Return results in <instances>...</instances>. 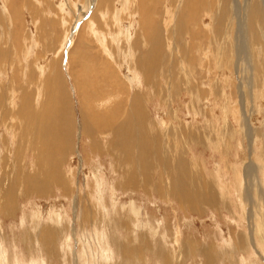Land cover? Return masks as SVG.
<instances>
[{"label": "rangeland", "instance_id": "374dc122", "mask_svg": "<svg viewBox=\"0 0 264 264\" xmlns=\"http://www.w3.org/2000/svg\"><path fill=\"white\" fill-rule=\"evenodd\" d=\"M189 1L172 0L171 5L170 0H0V24H2L0 26V38H2L0 40V53H2L0 54V93L2 97L1 105L6 110V115L2 119L0 118V125H2L0 126V208L6 210V213H3L0 209V249L2 248L0 254L2 251L3 256L0 255V264H14L15 261L17 262L15 264H64V261L62 262L60 258H64L63 255L68 254L71 247L74 249L73 252H76L78 256L80 255V258L77 260L72 253L73 258L70 256V262L69 256L65 255L68 260L65 264H83L86 262L85 260H87L85 264H97L101 252H106V254H100L102 264H166L169 261L167 262L165 259L169 258V253L172 250L175 251L170 256L173 258L172 260L175 259L178 253L182 254L179 259L180 263L177 264H264V239L256 236L254 230L255 225L260 226L264 221V186L259 187L258 190H251L250 187L253 184H249V179H247L246 172H244V169L251 166L257 183L264 182L262 178L264 175V18L262 19L259 16L258 9H256L260 4L264 5V0H238V6L235 0H225L224 6H221L223 0H198L202 6H200L199 12L193 15L191 13L195 8L193 2L190 1L189 3ZM254 2L257 4H254ZM251 3L254 5L257 14H251V11H249L251 9H248V6ZM181 6L184 7L183 11H180ZM150 7L153 8L150 9ZM3 11L8 18L4 21L1 20L4 14ZM62 19L64 23H62ZM255 19L256 22L253 21ZM77 22L79 24L75 28ZM172 23L174 25L173 29L178 31L180 37L179 47L183 43L187 47L188 53L190 52L189 49H194V56L188 55L187 61L183 60L182 64L183 67H187L186 76H189L191 83L194 85L192 87L195 89L190 92L182 89L180 92V88H175L174 94L166 98L162 95L163 80L161 76L166 70V65L169 64L164 63L165 66H161L162 62L160 60L164 57H162L164 55L163 48L166 49V52L169 49V43L165 41L163 44L164 40L162 41V39L165 30L170 28ZM221 23L223 24L221 25ZM150 28L152 32H157L159 40L151 44H147L148 41L136 44L134 37L137 36V38L144 41V37L149 33ZM127 29L131 31L128 32ZM94 31L95 34L98 33V36L92 34ZM216 40H218V43L215 44ZM151 45L154 48L153 52H158L159 57L155 55L152 58L153 66L146 70L147 74L151 76V78L149 77L151 80H149L144 77L141 68L140 73L143 77L140 73L133 71L132 61L139 55H145L148 58L147 52L150 50ZM160 46L162 47L160 48ZM65 49H68V51L66 52ZM110 52L111 56L109 57ZM178 59L180 60V58ZM176 65L177 63H174L173 66ZM53 68L56 71V76H58L57 74L61 76H58L61 78L57 82L59 84L56 86L53 83L46 82L45 87H42V84H40L42 77L45 76V72H48L46 75L50 80L53 77ZM181 72L183 74V71ZM173 73L178 79L184 77L181 76L179 70L177 72L174 68ZM80 78L82 79L80 80ZM137 78H141L140 81ZM142 78L149 80L151 83L149 88H152V93L143 92L142 101L140 102L146 109L147 117H151L142 128L140 141L137 140L138 137L132 134L134 132L130 129V123L128 125L127 122L128 127L122 131L124 136L122 139L124 140L117 138L115 139L116 144H109L108 134L112 130L108 129L103 134L97 133L98 124L93 121V118L99 117L97 112L99 107L117 106L120 109L132 107L133 92L142 91V88H140L143 83ZM133 79H136L137 83ZM53 85L55 86L53 87ZM80 85L81 87L78 88ZM117 87L121 88L117 89ZM242 88H245V91L242 92ZM47 91H51L50 95H57V103L45 100ZM79 91L82 92V95ZM25 93H27V106L29 109L31 108L29 111H34L38 107L59 106L62 109L68 104L67 113L63 114L53 125L55 126V138L61 139L63 136L65 144L70 146L67 156L57 161L61 178L63 181L68 182L69 188L66 194L53 190L45 196H33L28 197V199L26 197L21 201H17L14 199L20 197L22 190H24L20 184L14 186L13 198L7 196L8 192H4L5 188L9 187L6 184L14 178L13 169L11 168L12 164L15 163L14 161H22L25 171L34 172L32 169L34 161L32 152L19 153L21 157H15L16 150L11 138L16 139V136H14L17 130L16 124L20 120L15 116L17 115V109L23 107L22 96ZM120 93L126 95L121 96ZM156 94L160 95V98ZM241 94L243 95L244 104L240 97ZM102 97L107 99V103H104L105 106L101 105V100H99ZM95 98L98 100H95ZM155 98L157 101H155ZM92 101L97 102L92 103ZM115 101L119 104H115ZM84 106H87V110L84 109ZM192 107L202 110V113L195 114ZM94 108H97L96 111L93 110ZM255 109H257V112ZM112 113H117L115 115L118 120L115 122L114 119L117 118L111 117L109 123H112V126L122 125L124 127L125 116H118L120 110L116 109ZM173 113L176 115L177 121L180 122L181 129L188 130L189 128L197 131L200 128L201 131L205 130L209 134L210 144L208 146L204 142H200L198 145L197 135L193 138L190 146L182 148L184 153L182 160L190 162V172L196 174V177L199 175V182L201 186L203 185L202 196L205 193L207 194L204 195L206 198L203 196V200L208 198L212 200L210 205L199 203L192 214H190V210L185 211L180 204L171 199L165 200L163 197V201L160 200L153 195L154 192L150 193L144 190H137L138 192L136 190L127 191L117 186L120 180V170L112 157L120 156L123 160L120 167L123 170H128L131 166H126V162L131 159L127 156L131 157L134 154L133 162H135L136 171L140 173V167L136 162V154L140 152L142 146H146L154 139L160 140L163 137L159 134L162 132L164 124L170 122V115ZM22 119H24L22 120V127H25L28 131L31 127L29 123L31 117L29 118L28 114L22 112ZM241 119L242 123L238 121ZM4 122L6 123L5 126ZM113 122H115V125ZM243 126L251 132V134H248V132L246 134L251 140L245 138L242 133L237 134V132H241V129L243 132ZM159 127L160 130H157ZM37 128L36 125L35 135L38 133ZM48 128L49 126L45 128V131ZM151 129H153V133ZM229 129L232 130L229 132ZM219 131L225 132L227 137H222L221 134H218ZM84 132H89L91 136L87 137L86 134L85 137ZM124 133L127 134V138ZM38 136L41 137L39 134ZM220 139H223V143ZM93 144L102 150L108 147V153H94ZM131 149H133V153L128 151ZM35 153L40 154V151L36 150ZM158 153L157 150L154 154H148L145 169L148 171L149 177L157 176L160 173L161 176L164 174L160 161L156 160V157L160 156ZM160 153L162 154L161 151ZM126 159L129 160L126 161ZM239 168L243 170L241 171ZM142 172L146 173L143 167ZM150 173L152 174L150 175ZM95 177L97 181L99 180L98 186L94 185L96 182ZM235 184L242 185L234 186ZM215 185H217V188ZM158 192L164 193L165 188L163 191L159 188ZM148 196L151 198H148ZM238 199L242 201L239 202ZM197 200L199 201L198 198ZM95 205H98L100 212H104L106 219L95 215L94 219H91V221L90 219L86 220V222L81 214L85 213L86 207L90 209L89 207H96ZM130 205L132 209L129 208ZM234 206H237V208ZM259 212H261L263 218ZM6 214L7 218H5ZM257 217L259 218L257 219ZM53 218L55 219L54 222ZM95 219L96 221H94ZM107 221L109 224H107ZM121 221L123 222L122 225ZM59 223L67 228L66 233L59 235L60 238L57 236L59 229L55 226ZM91 224L95 226L92 228ZM88 225L90 228L87 229ZM98 226H104V228ZM45 228L47 233H41ZM106 229H109V231ZM104 231L108 232L105 233ZM131 233L133 234L131 235ZM100 234L106 235L108 240L101 235L105 240L98 241L101 237ZM96 236L98 239H96ZM139 237L146 238L149 241L148 250L144 249L148 252L144 255L140 253L142 249L138 247ZM34 240L35 242H33ZM80 244L82 246L81 250L86 253L80 249L78 250ZM103 244L105 245L103 246ZM100 245L102 248L96 247H100ZM106 246L109 247L106 248ZM251 246L252 248H248ZM93 248H96V250ZM232 250H235L238 255ZM95 251L96 253L97 251L101 252L94 254ZM250 251L253 252L250 253ZM240 253L242 254L240 255ZM253 253H256V255ZM95 255H97V258ZM110 255L111 260L108 258ZM82 256L86 259H81ZM103 257L107 262L103 261ZM209 259H212V261H209ZM82 260L84 261L82 262ZM89 260L90 262H88ZM181 260H183L182 263Z\"/></svg>", "mask_w": 264, "mask_h": 264}, {"label": "bare ground", "instance_id": "6f19581e", "mask_svg": "<svg viewBox=\"0 0 264 264\" xmlns=\"http://www.w3.org/2000/svg\"><path fill=\"white\" fill-rule=\"evenodd\" d=\"M150 1V0H149ZM171 1V5H172V0H170ZM185 1V0H184ZM188 1V0H187ZM191 2H193V6H194V8L195 9H193V11H192V13H191V15H193V14H195V13H198L199 12V9H200V6H202V4H201V2L200 1H198V0H190ZM190 1H189V3H190ZM225 0H223V2H222V4H221V6H224V2ZM261 1V0H260ZM200 2V3H199ZM235 2L237 3L236 5L238 6V0H235ZM241 3V2H240ZM246 3V2H245ZM256 2H254V4H255ZM169 4H170V2H169ZM186 4V3H185ZM206 4V3H205ZM247 4H248V1H247ZM247 4H246V7H247ZM257 4V3H256ZM38 5V4H37ZM173 6H175V5H173ZM183 6V5H182ZM181 6V9H180V11H183V8L184 7H182ZM212 6V5H211ZM220 6V7H221ZM231 6V5H230ZM240 6H241V4H240ZM61 7V6H60ZM232 7V6H231ZM59 8V7H58ZM63 8V7H62ZM153 7H150V9H152ZM188 8V7H187ZM211 8V7H210ZM226 8V7H225ZM228 8V7H227ZM233 8V7H232ZM236 8H238V7H236ZM256 8V7H255ZM61 9V8H60ZM149 9V10H150ZM248 9H251V10H249V11H251V14H257V11L254 9V5H252V3L248 6ZM256 9H258V13H259V16L263 19L264 18V5L262 6L261 4L256 8ZM178 10V9H177ZM216 10V9H215ZM240 10V9H239ZM246 10V9H245ZM62 12H63V9L61 10ZM84 11V10H83ZM148 11V10H147ZM179 11V10H178ZM187 11H189V10H187ZM219 11V10H218ZM243 11V10H242ZM247 11V10H246ZM9 12V11H8ZM149 12V11H148ZM201 12V11H200ZM2 13H4V11L2 12ZM64 13H65V10H64ZM214 14H215V12H213ZM5 14L6 13H4L3 14V17H5V18H1V20L2 21H4V20H7L8 18L5 16ZM216 15V14H215ZM214 15V16H215ZM250 15V14H249ZM248 15V16H249ZM104 16V15H103ZM236 16V15H235ZM239 16V15H238ZM182 17V16H181ZM191 17V16H190ZM223 17V16H222ZM240 17V16H239ZM251 17V16H250ZM195 18V17H194ZM210 18V17H209ZM257 18V17H256ZM64 19V18H63ZM62 19V20H63ZM191 19V18H190ZM81 20V19H80ZM180 20H181V18H180ZM183 20V19H182ZM198 20V19H197ZM240 20V19H239ZM260 20V19H259ZM78 21H79V19H78ZM194 21V20H193ZM253 21H257L256 19L255 20H253ZM191 22V21H190ZM198 22V21H197ZM222 22V21H221ZM240 22V21H239ZM245 22V21H244ZM243 22V23H244ZM62 23H64V20H63V22ZM73 23V22H72ZM180 23V22H179ZM247 23V22H246ZM251 23H252V20H251ZM193 24H194V22H193ZM215 24V23H214ZM223 23H221V25H222ZM259 24V23H258ZM151 25V24H150ZM220 25V24H219ZM218 25V26H219ZM240 25V24H239ZM0 26H2V24H0ZM90 26V25H89ZM174 25H173V23L171 24V27L170 28H168V29H166L165 30V33L163 34V39H162V41H163V44L165 43V41L167 42V43H169V49H168V52H166V49L165 48H163V54L164 55H162V57H163V59L162 60H160V62H162V64H161V66H165V64L164 63H168L169 65H170V67H169V65H166V70H165V72L162 74V76H161V79L163 80V88L161 87V90H162V95H164V97H166V98H168L169 96H171V94H174V92H175V88H180V92L182 91V89H184V90H186V91H188L189 90V92L190 91H192V90H194L195 88L194 87H192V86H194L193 85V83H191V81H190V78H189V76L187 77L186 76V68L187 67H183V64H182V61L184 60V61H187V59H188V55H193V50L194 49H189V53H188V50H187V47L185 46V45H183V43H182V46H180L179 47V44H180V37H179V35H178V31H175L173 28ZM217 26V25H216ZM242 26V25H241ZM246 26V25H245ZM248 26H249V24H248ZM261 26V25H260ZM75 27V26H74ZM92 27V26H91ZM151 27V26H150ZM167 27H168V24H167ZM190 27V26H189ZM220 27V26H219ZM222 27V26H221ZM154 28V27H153ZM156 28V27H155ZM177 28V27H176ZM227 29V28H226ZM248 29V28H247ZM160 30V29H159ZM245 30V29H244ZM1 31V30H0ZM127 31L129 32V31H131L130 29H127ZM127 31H126V33H127ZM149 31V30H148ZM161 31V30H160ZM179 31H180V29H179ZM217 31V30H216ZM4 32H5V30H4ZM91 32V31H90ZM68 33V32H67ZM157 33V32H156ZM156 33H154V32H152L151 31V28H150V31H149V33L146 35V37H144V41L143 40H141V38H137V36L136 37H134V42L136 43V44H138L139 42H142V43H145L146 41H148L147 42V44H151L152 42H154V41H156V40H159V36H158V34H156ZM213 33H214V31H213ZM246 33V32H245ZM65 34V33H64ZM91 34V33H90ZM92 34L93 35H95V36H98L97 34V32H96V34H95V31L94 32H92ZM144 34H146V33H144ZM252 34V33H251ZM92 35V36H93ZM125 35V34H124ZM227 35V34H226ZM2 37V36H1ZM125 37V36H124ZM126 37H127V34H126ZM262 37V36H261ZM64 38H66V36H64ZM72 38V37H71ZM98 38V37H97ZM121 38V37H120ZM253 38V37H252ZM256 38V37H255ZM2 38H0V40H1ZM127 39V38H126ZM261 39V38H260ZM98 40H99V38H98ZM194 40V39H193ZM198 40H199V38H198ZM253 40V39H252ZM127 41V40H126ZM200 41H202V40H200ZM227 41V40H226ZM63 42V41H62ZM103 42V41H102ZM117 42V41H116ZM212 42H213V40H212ZM254 42V41H253ZM72 43V42H71ZM216 43H218V40H216V42H215V44ZM256 43V42H255ZM134 44V43H133ZM100 45V44H99ZM102 45V44H101ZM161 45V44H160ZM83 46H85V45H83ZM103 46V45H102ZM101 46V47H102ZM116 46V45H115ZM132 46V45H131ZM164 46H166V45H164ZM177 46H178V48H177ZM100 47V46H99ZM128 47V46H127ZM162 46H160V48H161ZM62 48V47H61ZM84 48V47H83ZM134 48V47H133ZM146 48V47H145ZM63 49V48H62ZM153 47H152V45H151V47H150V50L147 52V56H148V58L145 56V55H139L134 61H132V68H133V71L134 72H136V73H140V68H141V71L143 72V75H144V77L146 78V79H149V77L151 78V76L149 75V74H147V71L146 70H149L150 69V67L151 66H153V61H152V58L156 55V56H158L159 57V55H158V52H153ZM105 50H107L106 48H105ZM133 50V49H132ZM63 51V50H62ZM65 51L67 52L68 51V49L66 50L65 49ZM92 51V50H91ZM103 51H104V49H103ZM160 51V50H159ZM222 51V50H221ZM82 52V51H81ZM144 52V51H143ZM195 52V51H194ZM75 53V52H74ZM129 53V52H128ZM259 53V52H258ZM0 54H2V53H0ZM87 54V53H86ZM133 54V53H132ZM180 55V56H179ZM67 56V55H66ZM72 56H73V54H72ZM111 56V52H110V55H109V57ZM194 56V55H193ZM84 57V56H83ZM4 58V57H3ZM70 58H71V56H70ZM86 58V57H85ZM89 58V57H88ZM121 58V57H120ZM142 58H144V59H142ZM178 58H180V60L178 59ZM10 59V58H9ZM8 59V60H9ZM61 59V58H60ZM76 59V58H75ZM84 59V58H83ZM112 60H113V58H111ZM125 59V58H124ZM220 59V58H219ZM3 60V59H2ZM17 60V59H16ZM78 60V59H77ZM4 61V60H3ZM7 61V60H6ZM5 61V62H6ZM72 61H74V60H72ZM240 61V60H239ZM10 62V61H9ZM126 63V62H125ZM174 63H177V65L176 66H173L174 65ZM10 64V63H9ZM72 64H76V63H72ZM81 64V63H80ZM84 64H85V62H84ZM99 64V63H98ZM79 65V64H78ZM101 65V64H100ZM80 66H82V65H80ZM83 66H85V65H83ZM160 66V65H159ZM67 67V66H66ZM4 68V67H3ZM55 68V67H54ZM53 68V77L49 80L48 79V77H47V73L48 72H45V76H43L42 77V80H41V83L40 84H42V87H45V84H46V82L47 83H49V84H51V83H53V84H55L56 86H57V84H59V83H57L58 82V80H61V78H59L58 76H60L59 74H57L58 76H56V71H54L55 69ZM68 68V67H67ZM67 68H66V70H67ZM107 68V67H106ZM173 68L175 69V71H177L178 72V70L180 71V73H181V76H184V77H180L179 79L174 75V73H173ZM71 69H73V68H71ZM184 69V70H183ZM82 70V69H81ZM68 71H69V69H68ZM156 71V70H155ZM181 71H183V74H182V72ZM74 72V71H73ZM76 72H78V73H80V71H77L76 70ZM130 72V71H129ZM71 73V72H70ZM89 73H90V71H89ZM131 73V72H130ZM74 74V73H73ZM141 74V73H140ZM80 75H83V74H80ZM86 75V74H85ZM110 75V74H109ZM143 75L141 74V77H143ZM152 75H154V74H152ZM159 75V74H158ZM180 75V74H179ZM244 75V74H243ZM39 76V75H38ZM73 76V75H72ZM77 76V75H76ZM102 76V75H101ZM61 77V76H60ZM104 77V76H103ZM154 77V76H153ZM239 77V76H238ZM57 78H59V79H57ZM73 78V77H72ZM79 78V77H78ZM89 78V77H88ZM114 78V77H113ZM157 78V77H156ZM244 78V77H243ZM82 78H80V80H81ZM141 79V78H140ZM140 79H138L137 78V80L138 81H140ZM250 79V78H249ZM248 79V80H249ZM73 80H74V78H73ZM79 80V79H78ZM117 80V79H116ZM134 80V82H136L135 80L136 79H133ZM149 80H151V79H149ZM149 80L147 81V80H145L144 78H142V81H143V83L141 84V87L140 88H142V91H140V92H133L134 93V95L132 96V98H131V102H132V107H126V108H117V106L116 107H106L105 105H104V103L106 104L107 102V99L105 98H99V100H101L100 102L102 103L101 105H104L105 107H99L98 108V114H99V117L101 118V119H98L97 117H94L93 118V121H95V123H97L98 124V132L97 133H99V134H103V132L105 131V132H107V130L108 129H111V130H109V131H111V133H109L108 134V137H109V140H108V143L109 144H116V142H115V139H117V138H124V136H123V130L124 129H126L127 127H128V125H129V123H130V129L134 132V133H132L134 136H136V137H138L137 138V140H139V139H141V136H142V128H143V126H145V124H147L148 123V119L149 118H151L150 116H149V118L147 117V114H146V112H145V107H143L142 105H141V101H142V97H143V92H149V94H151L152 92H151V90H152V88H149V85L151 84L150 82H149ZM111 81H112V79H111ZM131 81V80H130ZM157 81V80H156ZM161 82V81H160ZM183 82V83H182ZM245 82H246V80H245ZM63 83V82H62ZM106 83H107V81H106ZM137 83V82H136ZM248 83V82H247ZM48 84V85H49ZM75 84V83H74ZM159 84V83H158ZM243 84V83H242ZM55 85H53V87L55 86ZM64 85V84H63ZM62 85V86H63ZM76 85V84H75ZM87 85H89V84H87ZM106 85V84H105ZM105 85H104V87H105ZM116 85V84H115ZM156 85V84H155ZM159 85H161V84H159ZM159 85H156V86H158V87H160ZM241 85V84H240ZM247 85V84H246ZM77 86V85H76ZM75 86V87H76ZM135 86V85H134ZM74 87V86H73ZM74 87V88H75ZM81 87V85L78 87V88H80ZM103 87V88H104ZM108 87H109V85H108ZM114 87V86H113ZM116 87V86H115ZM123 87V86H122ZM242 87H244V86H242ZM111 88V87H110ZM119 88H121V87H119ZM118 87H117V89H119ZM125 88V87H124ZM155 88V87H154ZM47 89V88H46ZM49 89V88H48ZM86 89V88H85ZM139 89V88H138ZM245 89V88H244ZM243 88L241 89V91L243 92V90H244ZM56 90V89H55ZM63 90V89H62ZM82 90V89H81ZM115 90H116V88H115ZM133 90V89H132ZM254 90V89H253ZM54 91V90H53ZM52 91V92H53ZM83 91V90H82ZM88 91V90H87ZM120 91H122V90H120ZM119 91V92H120ZM245 91V90H244ZM15 92V91H14ZM55 92V91H54ZM53 92V93H54ZM81 91H79V93H80ZM88 92H90V91H88ZM115 92V91H114ZM50 93H51V91H47V96H46V98H45V100H47L48 102H52V101H55L56 102V97H57V95H55V94H51L50 95ZM77 93H78V91H77ZM84 93H85V90H84ZM132 93V94H133ZM158 93V92H157ZM262 93V92H261ZM88 94V93H87ZM96 94V93H95ZM116 94V93H115ZM124 93H120V95L122 96ZM244 94V93H243ZM253 94V93H252ZM5 95V94H4ZM58 95H60V94H58ZM81 95H82V92H81ZM84 95V94H83ZM93 95V94H92ZM124 95H126V94H124ZM147 95V94H146ZM157 96H158V94H156ZM94 96V95H93ZM149 96V95H148ZM160 96V95H159ZM158 96V97H159ZM245 96V95H244ZM258 96V95H257ZM62 97V96H61ZM80 97V96H79ZM82 97V96H81ZM80 97V98H81ZM84 97V96H83ZM127 97V96H126ZM147 97V96H146ZM163 97V96H162ZM225 97V96H224ZM241 100H242V103L244 104V101H243V99H242V97H243V95L241 94ZM21 98V97H20ZM22 98H23V101H22V106L23 107H17L18 109H17V115L15 116V117H18V119L20 120V122L18 123V124H16L17 125V127L16 126H14V127H16L17 128V130L15 131V134H14V136H16L15 138L16 139H14L13 137H11L12 138V143H13V145H14V148H15V150H16V152H15V157H21L20 156V154L19 153H22V154H26V152H28V153H31V154H33L32 156H33V158H34V161H33V173H31V172H29V171H25L24 170V163L22 162V161H20V160H16V161H14L15 163H14V165L12 164V169H13V174H14V178H12L11 179V181H10V183H8V184H6L7 186H9V187H7V188H5V191L4 192H8L7 193V196L8 197H10V198H13V196H14V192H13V190H14V186L16 185V184H20L21 186H22V188H24V190H22V192H21V194H20V197H16L14 200H17V201H21V200H23L24 198H26V199H28V197H33V196H38V197H41V196H45V195H47V193H49L50 191H53V190H58L59 192H61L62 194L63 193H65L66 194V192L68 191V182H65V181H63V179L61 178V175L59 174V168H58V162L57 161H59V160H62V159H64V156H67V153H68V151L70 150V146L69 145H67V144H65V142H64V137L62 136L61 137V139H59V138H55L56 137V134H55V126H53V125H55L54 123H55V121H57V120H59V118L60 117H62V115L63 114H65V113H67V109H69V107L67 108V105L65 106V107H63L62 109H61V107H57V106H55V107H38V108H36V110H34V111H29V110H31V108L29 109V107L27 106L28 105V103H27V93H25L23 96H22ZM86 98H87V96H86ZM88 98H89V95H88ZM121 98V97H120ZM148 98V97H147ZM146 98V99H147ZM160 98V97H159ZM159 98H157L158 100H159ZM252 98V97H251ZM1 99H2V97H1V93H0V118L2 119V117H4L5 115H6V110H5V107H2V105H1ZM92 99V98H91ZM97 98H95V100H96ZM110 99V98H109ZM119 99V98H118ZM252 99H254V98H252ZM4 100V99H3ZM38 100V99H37ZM62 100H64V99H62ZM98 100V99H97ZM119 100H121L122 101V99H119ZM118 100V101H119ZM154 100V99H153ZM228 100V99H227ZM256 100V99H255ZM85 101V100H84ZM126 101V100H125ZM128 101V100H127ZM155 101H157L156 100V98H155ZM154 101V102H155ZM254 101V100H253ZM257 101H258V98H257ZM87 102V101H86ZM93 102H97V101H92V103ZM99 102V101H98ZM150 102V101H149ZM165 102H166V100H165ZM3 103V102H2ZM31 103V102H30ZM57 103V102H56ZM88 103V102H87ZM115 104L117 103V101H115L114 102ZM126 103V102H125ZM151 103H152V100H151ZM171 103V102H170ZM241 103V104H242ZM255 104H256V102H254ZM117 104H119V103H117ZM146 104H148V103H146ZM226 104V103H225ZM228 104V103H227ZM50 105V104H49ZM59 105V104H58ZM82 105V104H81ZM92 105V104H91ZM110 105V104H109ZM113 105V104H112ZM149 105V104H148ZM43 106H46V105H43ZM114 106V105H113ZM151 106V105H150ZM85 107V106H84ZM83 107V108H84ZM87 107V106H86ZM84 108L85 110H87V108ZM92 107V106H91ZM119 107H122V106H119ZM82 108V109H83ZM148 108H149V106H148ZM257 108V107H256ZM97 109V108H96ZM96 109L94 108L93 110H95L96 111ZM116 109H119L120 110V113L118 114V116L120 117V116H125L124 117V120H125V125H124V127L122 126V125H115V122H116V120H118V118H117V113H112L113 111L115 112V110ZM192 109H193V111H194V113L195 114H198V112H201L198 108H196V107H192ZM8 110V109H7ZM89 110V109H88ZM168 110H169V108H168ZM242 110H244L243 108H242ZM256 110V112H257V109H255ZM8 111H10V110H8ZM81 111V110H80ZM92 111V110H91ZM95 111H93V112H95ZM22 112H24L25 114H28L29 115V118L31 117V121L29 122L30 123V125H31V127H30V129L27 131V129L25 128V127H22V120H24V119H22ZM117 112V111H116ZM169 112H171V110H169ZM202 113V112H201ZM260 113V112H259ZM9 114V113H8ZM11 114V113H10ZM83 114V113H82ZM95 114V113H94ZM97 114V113H96ZM15 115V114H14ZM84 115V114H83ZM82 115V116H83ZM90 115H91V113H90ZM150 115V114H149ZM211 115V114H210ZM152 116V115H151ZM171 116V120H170V122L168 121V123H165L164 124V126H163V129H162V132L159 134L160 136H163L160 140H158V139H154L152 142H150V143H148V144H146V146H142L140 149V152H138L137 151V149H136V151L138 152V154H136L137 155V158H136V162H137V165L140 167V173H138L137 171H136V167H135V162H133V159H134V154L131 156V157H129V156H127L129 159H131L130 161H127V160H129V159H126V166H131V168L130 169H128V170H123V168H121L120 167V163L123 161L122 160V158L120 157V156H115V157H112V159L114 160V161H116V165H117V168L120 170V180H119V183L117 184V186H118V188L119 187H121V188H123V190H127V191H137V190H144V191H146V192H150V193H153V195L154 196H156L157 198H159L160 200H162L163 199V197L165 198V200L166 199H171L172 201H174V202H176L177 204H180L181 205V207L185 210V211H189L190 210V214H192V211L194 210H196L197 209V207H198V204L200 203H205L206 205H210L211 203H212V200H211V198H208V199H206V200H203V196L205 195H207L206 193L202 196V192H201V190H202V186H201V184H200V179H199V175L196 177V174L194 175L192 172H190V162H186L185 160H182L183 159V157H184V153L182 152V148L183 147H186V146H190L191 145V143H192V141H193V138H195L197 135H198V141H197V144L199 145L200 144V142H204V144L205 145H209L210 144V140H209V137H208V132H206L205 130L204 131H201L200 130V128L196 131H194V130H192V129H189L188 128V130L187 129H181V125H180V122H178L177 121V117H176V115L173 113V114H171L170 115ZM242 116V115H241ZM7 117H8V115H7ZM111 117H116L117 119H114V121L115 122H113V124L115 125V126H112V123L110 124L109 123V120L111 119ZM6 118V117H5ZM14 118V117H13ZM245 118V117H244ZM120 119V118H119ZM240 119V118H239ZM112 120H113V118H112ZM14 121V120H13ZM29 121V120H28ZM91 121V120H90ZM101 121V122H100ZM225 121V120H224ZM229 121V120H228ZM239 122H243L242 121V119L241 120H238ZM237 121V122H238ZM16 122V121H15ZM25 122V121H24ZM68 122V121H67ZM67 122H66V124H67ZM100 122V123H99ZM127 122H128V125H127ZM153 122V121H152ZM193 122V121H192ZM218 122V121H217ZM88 123V122H87ZM94 123V124H95ZM117 123H118V121H117ZM154 123V122H153ZM224 123V122H223ZM5 122H4V126H5ZM93 124V123H92ZM97 124H95L96 126H97ZM109 124H110V126H109ZM119 124V123H118ZM121 124V123H120ZM157 124V123H156ZM155 124V125H156ZM36 125H37V129H38V133L35 135V130H36ZM154 125V124H153ZM152 125V126H153ZM228 125V124H227ZM226 125V126H227ZM239 125V124H238ZM248 125V124H247ZM0 126H2V125H0ZM27 126V125H26ZM49 126V128L45 131V128H47ZM94 126V125H93ZM147 126V125H146ZM159 126V125H158ZM197 126V125H196ZM68 127V126H67ZM156 127H157V125H156ZM156 127H154V129H156ZM161 127V126H160ZM160 127L159 128H157V130H160ZM201 127V126H200ZM83 128V127H82ZM90 128V127H89ZM96 128V127H95ZM205 128V127H204ZM208 128V127H207ZM233 128V127H232ZM235 128H237V127H235ZM88 129V128H87ZM193 129H195V128H193ZM234 129V128H233ZM240 129V128H239ZM248 129V128H247ZM247 129H245L244 128V126H243V132H242V129L240 130L241 132H237V134L238 133H242L243 134V136L245 137V138H249V137H247L246 136V134H247V132H248V134H251V132L250 131H247ZM250 129H252V128H250ZM152 130V133H153V129H151ZM206 130H208V129H206ZM232 129H229L228 131L230 132ZM82 131V130H81ZM145 131V130H144ZM210 131V130H209ZM212 131V130H211ZM7 132V131H6ZM59 132V131H58ZM147 132H148V130H147ZM227 132V131H226ZM253 132V131H252ZM127 133V132H126ZM158 133V132H157ZM213 133V132H212ZM38 134L39 135H41V137H39L38 136ZM47 134V135H46ZM86 134L88 135L87 137H90L91 136V134L89 133V132H84V136L86 137ZM98 134V135H99ZM125 134V133H124ZM143 134H145V133H143ZM218 134H221V136L222 137H224V136H226L227 134H225V132H221V131H219L218 132ZM234 134V133H233ZM254 134H255V132H254ZM253 134V135H254ZM10 135V134H9ZM12 135V134H11ZM65 135V134H64ZM126 135V138H127V134H125ZM235 135V134H234ZM252 135V136H253ZM1 136V135H0ZM152 136V135H151ZM151 136H149V137H151ZM154 136V135H153ZM232 136V135H231ZM155 137V136H154ZM227 137V136H226ZM235 137V136H234ZM97 138V137H96ZM129 138H130V136H129ZM134 138V137H133ZM145 138H147V137H145ZM212 138V137H211ZM240 138V137H239ZM244 138V139H245ZM255 138V137H254ZM132 139V138H131ZM135 139V138H134ZM150 139V138H149ZM214 139V138H213ZM235 139V138H234ZM233 139V140H234ZM250 140H251V138H249ZM3 140V139H2ZM67 140V139H66ZM97 140V139H96ZM122 140H124V139H122ZM129 140V139H128ZM136 140V139H135ZM144 140V139H143ZM142 140V141H143ZM148 140V139H147ZM203 140V141H202ZM212 140V139H211ZM221 140V143H223V139H220ZM232 140V139H231ZM254 140V139H253ZM11 141V140H10ZM140 141V140H139ZM146 141V140H145ZM10 143V142H9ZM107 143V144H108ZM119 143V142H118ZM130 143V142H129ZM134 143V142H133ZM141 143V142H140ZM6 144V143H5ZM70 144V143H69ZM123 144V143H122ZM127 144H128V142H127ZM131 144V143H130ZM144 144V145H145ZM240 144H242V143H240ZM245 144V143H244ZM246 144H247V142H246ZM9 145V144H8ZM90 145H91V143H90ZM120 145V144H119ZM118 145V146H119ZM138 145V144H137ZM143 145V144H142ZM122 146V145H121ZM132 146V145H131ZM239 146H241V145H239ZM247 146V145H246ZM249 146H251V145H249ZM92 147H93V150H94V153H102V152H104V154H106V153H108V151H109V149H108V147H106L105 148V150H102V149H100V148H98L97 146H95V144H93L92 145ZM124 147V146H123ZM253 147V146H252ZM110 148V147H109ZM125 148V147H124ZM126 149V148H125ZM134 149V150H135ZM36 150H38V151H40V154H36L35 153V151ZM120 150V149H119ZM124 150V149H123ZM158 150V154H160V156H158V157H156V160L158 161H160V164H161V168L163 169V172H164V174L161 176V173L160 174H158L157 176H151V177H149V175H148V171L145 169V164H146V161H147V159H148V157H149V155L148 154H151V153H155L156 151ZM248 150H249V148H248ZM252 150V149H251ZM114 151V150H113ZM130 153H133V149H131V150H128ZM160 151L162 152V154L160 153ZM127 152V151H126ZM223 152H225V151H223ZM93 153V152H92ZM120 153V152H119ZM226 153V152H225ZM118 154V153H117ZM116 154V155H117ZM250 154V153H249ZM19 155V156H18ZM114 155V154H113ZM122 155V154H121ZM128 155V154H127ZM109 156V155H108ZM228 156V155H227ZM124 157V156H123ZM253 157V156H252ZM252 157H251V159H252ZM32 158V159H33ZM125 158V157H124ZM111 160V159H110ZM153 160V159H152ZM155 160V159H154ZM153 160V161H154ZM113 161V162H114ZM158 161V162H159ZM148 162V161H147ZM256 162V161H255ZM58 163V164H57ZM61 163V162H60ZM115 163V162H114ZM113 163V164H114ZM152 163V162H151ZM155 163V162H154ZM153 164V163H152ZM151 164V165H152ZM158 164V163H157ZM252 164H254V163H252ZM251 164V165H252ZM5 165V164H4ZM10 165V164H9ZM122 165V164H121ZM244 165V164H243ZM123 166V165H122ZM137 166V167H138ZM240 166V165H239ZM253 166V165H252ZM257 166V165H256ZM7 167V166H6ZM30 167V166H29ZM142 167H143V169H144V171L146 172V173H144V172H142ZM262 167H263V165H262ZM31 168V167H30ZM113 168V167H112ZM264 168V167H263ZM263 168H262V170H263ZM127 169V168H126ZM135 169V170H134ZM241 168H239V170H240ZM252 167L250 166V168L248 167V168H246V169H244L245 171L244 172H246V175H247V179H249V184L251 183V184H253V185H255V186H251L250 187V189L251 190H255V189H257L258 190V188L259 187H261V186H264L263 185V183L264 182H259V183H257V181H256V179H255V177L253 176V172L254 171H252ZM255 169H257L256 167H255ZM9 170V169H8ZM11 170V169H10ZM159 170V169H158ZM243 169H241V171H242ZM258 170V169H257ZM155 171V170H154ZM200 171V170H199ZM240 171V172H241ZM29 172V173H28ZM150 172H152V171H150ZM197 172H198V170H197ZM196 172V173H197ZM216 172V171H215ZM138 173V174H137ZM154 173V172H153ZM117 174V173H116ZM115 174V175H116ZM152 173H150V175H151ZM237 174H239V173H237ZM241 174H242V172H241ZM118 175V174H117ZM217 175V174H216ZM263 175V174H262ZM12 176V175H11ZM101 176V175H100ZM161 176V177H160ZM201 176V175H200ZM219 177V176H218ZM217 177V178H218ZM241 177H243V176H241ZM246 177V176H245ZM100 178V177H99ZM244 178V177H243ZM262 178H263V180H264V175L262 176ZM204 179V178H203ZM219 179V178H218ZM236 179V178H235ZM242 179V178H241ZM95 180H96V182H95V186L99 183L98 181H97V179H96V177H95ZM101 181V180H100ZM205 181V180H204ZM3 182L5 183L6 181H4V177H3ZM217 182V181H216ZM236 182H238L237 181V179H236ZM241 182V181H240ZM247 182V181H246ZM100 183H102V182H100ZM202 183V182H201ZM206 183V182H205ZM1 184V183H0ZM114 184V183H113ZM218 184V183H217ZM234 184V183H233ZM244 184V183H243ZM5 185V184H4ZM240 185V184H239ZM239 185H234V186H239ZM242 185V184H241ZM240 185V186H241ZM98 186V185H97ZM99 186H100V184H99ZM206 186V185H205ZM209 186H210V184H209ZM216 186V188H217V185H215ZM243 187V186H242ZM1 188V187H0ZM101 188V187H100ZM159 188H161L162 189V191L164 190V188H165V192L164 193H162V192H158L159 191ZM219 188V187H218ZM241 188V187H240ZM263 189H264V187H263ZM94 190V189H93ZM219 190H220V188H219ZM237 190H239V189H237ZM243 190V189H242ZM95 191V190H94ZM94 191H93V193H94ZM111 191H112V189H111ZM205 191V190H204ZM218 191V190H217ZM4 192H3V195H4ZM96 193H97V191H95ZM138 192V191H137ZM233 192V191H232ZM241 192H243V191H241ZM252 192H256V191H252ZM51 193V192H50ZM219 193V192H218ZM239 193V192H238ZM101 194V193H100ZM99 194V195H100ZM242 194V193H241ZM240 194V195H241ZM247 194V193H246ZM248 194H250V193H248ZM2 195V196H3ZM148 195V194H147ZM209 195V194H208ZM239 195V196H240ZM1 196V197H2ZM204 196V197H205ZM251 196V195H250ZM99 197V196H98ZM98 197H97V200H98ZM167 197V198H166ZM214 197V196H213ZM238 197V196H237ZM237 197H235V198H237ZM243 197V196H242ZM241 197V198H242ZM248 197V196H247ZM95 198V197H94ZM100 198V197H99ZM148 198H151V197H149L148 196ZM173 198H175V199H173ZM197 198L199 199V201L197 200ZM206 198V197H205ZM204 198V199H205ZM5 199V198H4ZM252 199V198H251ZM250 199V200H251ZM96 199H95V201H97ZM163 201V200H162ZM238 201H239V199H238ZM237 201V202H238ZM242 201V200H241ZM241 201H239V202H241ZM245 201V200H244ZM261 201V200H260ZM12 202V201H11ZM98 202V201H97ZM112 202V201H111ZM246 202V201H245ZM253 202V201H252ZM96 203V202H95ZM101 203V202H100ZM197 203V204H196ZM99 204V203H98ZM128 204V203H127ZM238 204V203H237ZM100 205V204H99ZM101 205H103L102 203H101ZM100 205V206H101ZM114 205V204H113ZM234 205H235V203H234ZM240 205V204H239ZM96 207H89L90 209H88V207H86L87 209L85 210V213L84 214H81L83 217H84V219H85V221L86 220H89L90 219V221H91V219H94L93 217L95 216V215H99L101 218H103V219H106V217H105V214H103L104 212H100L99 211V208L97 207L98 205H95ZM254 206V205H253ZM111 207V206H110ZM131 207V205L129 206V208ZM235 207V206H234ZM239 207V206H238ZM241 207H243L242 205H241ZM78 208H80V206H78ZM235 208H237V206L235 207ZM244 208V207H243ZM253 208V207H252ZM1 209V208H0ZM95 209V210H94ZM107 209V208H106ZM130 209H132V208H130ZM137 209H139L138 207H137ZM202 209V208H201ZM200 209V210H201ZM253 210V209H252ZM256 210V209H255ZM80 211V210H79ZM106 211V210H105ZM123 211H124V209H123ZM132 211V210H131ZM137 211H139V210H137ZM193 211V212H194ZM236 211V210H235ZM243 211V210H242ZM254 211V210H253ZM262 211V210H261ZM1 212H3V213H6V210L4 209V208H2L1 209ZM107 212H109V211H107ZM107 212H105V213H107ZM199 212V211H198ZM249 212H250V210H249ZM254 212H256V211H254ZM130 213H132V212H130ZM136 213V212H135ZM138 213V212H137ZM141 213V212H140ZM188 213V212H187ZM244 213V212H243ZM243 213H242V215H243ZM109 214V213H108ZM107 214V215H108ZM124 214H126L127 215V213L126 212H124ZM189 214V215H190ZM194 214V213H193ZM201 214V213H200ZM245 214V213H244ZM259 214H261V212H259ZM258 214V215H259ZM116 215H117V217H118V214L116 213ZM251 215V214H250ZM257 215V214H256ZM54 216V215H53ZM78 216V215H77ZM125 216V215H124ZM135 217L137 216V214L136 215H134ZM141 216V215H140ZM260 216V215H259ZM264 216V215H263ZM59 217V216H58ZM76 217V216H75ZM89 217V218H88ZM90 217H92V218H90ZM114 217H115V215H114ZM253 217V216H252ZM256 217V216H255ZM261 217H262V214H261ZM5 218H7V214H6V216H5ZM99 218V217H98ZM254 218V217H253ZM252 218V219H253ZM259 217H257V219H258ZM263 218V217H262ZM262 218H260V219H262ZM57 219V218H56ZM125 219V218H124ZM264 219V218H263ZM40 220V219H39ZM129 220L132 222V220L130 219V217H129ZM248 220V219H247ZM55 221V219L53 218V222ZM80 221V220H79ZM94 221H96V219L94 220ZM97 221H98V219H97ZM101 221V220H100ZM99 221V222H100ZM257 221H259V220H257ZM261 221V220H260ZM60 222V221H59ZM87 222V221H86ZM106 222V221H105ZM262 222V221H261ZM56 223H58V222H56ZM55 223V224H56ZM88 223H90V222H88ZM92 223V222H91ZM94 223V222H93ZM92 223V224H93ZM122 221H121V225H122ZM127 223V222H126ZM264 221L261 223V225L259 226V225H255V232H256V236H258V237H260V238H263L264 239ZM82 224V223H81ZM91 224V225H92ZM99 224V223H98ZM98 224H96V225H98ZM107 224H109L108 223V221H107ZM106 224V225H107ZM113 224V223H112ZM116 224V223H115ZM135 224V223H134ZM133 224V225H134ZM250 224V223H249ZM252 224H253V222H252ZM262 224H263V226H262ZM32 225V224H31ZM60 225V226H59ZM59 225H55L59 230L57 231V233H58V238H60V234H64V233H66V226L65 225H61L60 223H59ZM90 225V226H91ZM100 225V224H99ZM105 225V226H106ZM125 225V224H124ZM138 225V224H137ZM93 226H95V225H92L91 227L93 228ZM126 226H127V224H126ZM99 228H101V227H103L104 228V226H98ZM144 227V226H143ZM88 228H90L89 227V225L87 226V229ZM106 228V227H105ZM107 228H109V227H107ZM136 228H137V226H136ZM247 228V227H246ZM250 228V227H249ZM64 229V230H63ZM139 229H140V227H139ZM49 230V229H48ZM96 230V229H95ZM106 230H108L109 231V229H106ZM253 230V231H254ZM108 231H104L105 233H107ZM136 231H138V230H136ZM89 232V231H88ZM93 232V231H92ZM99 232H101V230H99ZM263 232V233H262ZM41 233H47V231H46V228H45V230L43 229V231H41ZM249 233V232H248ZM88 234V233H87ZM104 234V233H103ZM103 234H100L99 236H103ZM133 233H131V235H132ZM255 234V233H254ZM46 236V235H45ZM102 236L98 239L97 238V236H96V239H98V241H102L103 240V238H102ZM108 236H110V235H108ZM137 236H139V235H137ZM0 237H1V233H0ZM50 237V236H49ZM90 237H91V234H90ZM93 237V236H92ZM106 240H108V237L105 235V236H103ZM107 237V238H106ZM56 238V237H55ZM87 238V237H86ZM102 238V239H101ZM1 239V238H0ZM32 239V238H31ZM104 239V240H105ZM29 240H30V238H29ZM55 240V239H54ZM92 240H94V239H92ZM103 240V241H104ZM139 248H141L142 249V251L140 252V253H142L143 255L146 253V252H148V251H144V249L145 250H148V248H149V241L146 239V238H142V237H139ZM25 241V240H24ZM97 241V242H98ZM163 241V240H162ZM255 241V240H254ZM264 241V240H263ZM21 242V241H20ZM33 242H35V240L33 241ZM106 242V241H105ZM157 242V241H156ZM161 242V241H160ZM24 243V242H23ZM100 243H102V242H100ZM100 243H98V244H100ZM104 243V242H103ZM158 243V242H157ZM162 243V242H161ZM1 244V243H0ZM58 244V243H57ZM56 244V245H57ZM60 244V243H59ZM93 244V243H92ZM95 244V243H94ZM97 244V245H98ZM106 244V243H105ZM105 244H103V246L105 245ZM108 244V243H107ZM106 244V245H107ZM174 244H176L175 242H174ZM251 244H252V241H251ZM102 245V244H101ZM101 245H100V247H98V246H96L97 248H102L101 247ZM155 245H156V243H155ZM257 245V244H256ZM25 246V245H24ZM38 246V245H37ZM53 246V245H52ZM92 246V245H91ZM193 246V245H192ZM239 246V245H238ZM250 246V245H249ZM254 246H255V244H254ZM43 247V246H42ZM81 244L78 246V250L80 249L81 250ZM86 247V246H85ZM109 247V246H108ZM107 246H106V248H108ZM171 247V246H170ZM181 247V246H180ZM180 247H179V249H180ZM256 247V246H255ZM258 247V246H257ZM60 248V247H59ZM104 249H105V247H103ZM190 248V247H189ZM188 248V249H189ZM244 248H246V247H244ZM248 248H252V246L251 247H248ZM2 249V248H1ZM0 249V250H1ZM35 249H36V247H35ZM77 249V248H76ZM83 249V248H82ZM88 249V248H87ZM93 249H95L96 250V248H93ZM103 249V250H104ZM140 249V250H141ZM172 249H173V247H172ZM176 249V248H175ZM178 249V248H177ZM192 249V248H191ZM27 250V249H26ZM73 247H71V251H68V254L66 253V254H64L63 255V257L64 258H60L61 260H62V262L64 261V264H65V262H66V256L65 255H68L69 256V261H70V256H71V254L73 253V255H74V257H76L77 258V260L80 258L77 254H76V252H73ZM108 249H106V251H107ZM163 250V249H162ZM190 250V249H189ZM28 251V250H27ZM40 251V250H39ZM61 251V250H60ZM82 252H84V253H86L84 250H81ZM174 250H172V252H173ZM186 251V250H185ZM196 251V250H195ZM233 251V250H232ZM235 251V250H234ZM233 251V252H234ZM244 251V250H243ZM254 251V250H253ZM252 251V252H253ZM256 251V250H255ZM29 252V251H28ZM78 252H80V251H78ZM81 252V253H82ZM89 253L91 252V251H88ZM99 251H97V253H98ZM101 252V251H100ZM99 252V253H100ZM107 252H109V250L107 251ZM163 252V251H162ZM161 252V253H162ZM170 252L169 253V258H166L165 259V261H169L168 263H166V264H177V263H180L179 261V259L181 258V256H182V254L181 253H176L177 255L175 256V254H174V256H175V259L174 260H172L173 258H171L170 256H172L173 255V253L175 252ZM223 252V251H222ZM247 252H249V251H247ZM251 251H250V253H252ZM54 253V252H53ZM63 253V252H62ZM61 253V254H62ZM96 253V251H95V253L94 254H97ZM98 253V254H99ZM102 253H105L106 254V252H101L100 254H102ZM110 253V252H109ZM109 253H108V255H109ZM122 253V252H121ZM185 253V252H184ZM235 253L237 254V252L235 251ZM100 254H99V263H98V260H97V264H102V260H100L101 259V257H100ZM223 254V253H222ZM221 254V255H222ZM224 254H226V253H224ZM242 253H240V255H241ZM247 254H249V253H247ZM253 254H255L256 255V253H253ZM1 256H2V251H1V254H0ZM36 255V254H35ZM84 255H86V254H84ZM83 255V256H84ZM87 255H88V253H87ZM91 255H92V253H91ZM103 255V254H102ZM122 255V254H121ZM120 255V256H121ZM141 255V254H140ZM142 255V256H143ZM164 255V254H163ZM219 255V254H218ZM238 255V254H237ZM252 255V254H251ZM254 255V256H255ZM263 255V254H262ZM67 256V257H68ZM82 256V258L81 259H83V258H85V257H83ZM89 256V255H88ZM97 255H95V257H96ZM105 256V255H104ZM173 256V257H174ZM3 257V256H2ZM72 257V256H71ZM94 257V256H93ZM95 257L93 258L94 260H95ZM111 257V255L110 256H108V258H110ZM122 257V256H121ZM144 257V256H143ZM160 257V256H159ZM163 257V256H162ZM188 257V256H187ZM190 257V256H189ZM251 257H253V256H251ZM73 258V257H72ZM90 258V257H89ZM97 258V257H96ZM105 257H103V261L104 262H107V261H105V259H104ZM134 258V257H133ZM140 258V257H139ZM3 260H4V258H2ZM86 259V258H85ZM91 259V258H90ZM140 259H142V258H140ZM187 259V258H186ZM240 259V258H239ZM6 260V259H5ZM13 260H14V258H13ZM12 260V261H13ZM32 261H33V259H31ZM73 260V259H72ZM75 260V259H74ZM110 260H111V258H110ZM132 260V259H131ZM242 260V259H241ZM8 261V260H7ZM34 261H35V259H34ZM68 261V260H67ZM84 260H82V262H83ZM86 262H87V260H85ZM109 261V260H108ZM135 261V260H134ZM160 261H162V260H160ZM182 261L183 260H181V263H182ZM209 261H212V259H209ZM9 262H10V260H9ZM16 262V261H15ZM15 262H14V264H15ZM71 262V261H70ZM74 262V261H73ZM85 262V263H86ZM88 262H90V260L88 261ZM101 262V263H100ZM4 263V262H3ZM6 263V262H5ZM11 263V262H10ZM17 263V262H16ZM30 263H31V261H30ZM41 263V262H40ZM85 263H83V264H85ZM136 263V262H135ZM160 263V262H159ZM165 263V262H164ZM12 264V263H11ZM26 264V263H25ZM77 264V263H76ZM96 264V263H95ZM103 264H105V263H103ZM115 264V263H114Z\"/></svg>", "mask_w": 264, "mask_h": 264}]
</instances>
